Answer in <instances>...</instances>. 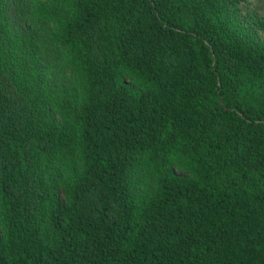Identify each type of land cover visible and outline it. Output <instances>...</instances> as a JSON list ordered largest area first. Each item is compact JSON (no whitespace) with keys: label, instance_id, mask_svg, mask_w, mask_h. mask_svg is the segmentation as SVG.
Returning <instances> with one entry per match:
<instances>
[{"label":"trees","instance_id":"obj_1","mask_svg":"<svg viewBox=\"0 0 264 264\" xmlns=\"http://www.w3.org/2000/svg\"><path fill=\"white\" fill-rule=\"evenodd\" d=\"M0 264H264L255 0H0Z\"/></svg>","mask_w":264,"mask_h":264},{"label":"rangeland","instance_id":"obj_2","mask_svg":"<svg viewBox=\"0 0 264 264\" xmlns=\"http://www.w3.org/2000/svg\"><path fill=\"white\" fill-rule=\"evenodd\" d=\"M255 2L260 5V8L264 10V0H255Z\"/></svg>","mask_w":264,"mask_h":264}]
</instances>
